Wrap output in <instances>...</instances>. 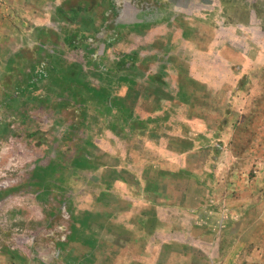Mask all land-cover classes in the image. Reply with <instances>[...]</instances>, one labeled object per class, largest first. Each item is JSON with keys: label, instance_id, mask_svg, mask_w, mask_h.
<instances>
[{"label": "rangeland", "instance_id": "rangeland-1", "mask_svg": "<svg viewBox=\"0 0 264 264\" xmlns=\"http://www.w3.org/2000/svg\"><path fill=\"white\" fill-rule=\"evenodd\" d=\"M0 264H264V0H0Z\"/></svg>", "mask_w": 264, "mask_h": 264}, {"label": "crops", "instance_id": "crops-1", "mask_svg": "<svg viewBox=\"0 0 264 264\" xmlns=\"http://www.w3.org/2000/svg\"><path fill=\"white\" fill-rule=\"evenodd\" d=\"M117 12V11H116ZM161 22H162V20H159V19H156L155 21H153V22H150V23H144V22H139V23H137V22H134V23H128V24H119L117 27H119V28H121V26H122V28H126L127 29V31L129 30L130 31V33H135V34H138V35H141L142 34V32H140V33H136L138 30H141V28L142 27H146V26H148V25H151V24H153L152 26H151V28L150 29H148L147 31H146V35H148L150 32L149 31H151V30H155L156 28H158V26H159V24H161ZM166 24L167 25H170V23L169 22H166ZM162 26H160L159 28H161ZM179 27V26H178ZM180 28V27H179ZM128 31V32H129ZM149 32V33H148ZM144 33V32H143ZM180 33H183V32H181V31H179V34ZM116 38H114V36H113V38H112V42L113 43H115L117 40H115ZM136 73L137 74H139L140 76H142L141 77V79L144 77V75H142L141 74V72L140 73H138L137 71H136ZM133 77V76H132ZM132 79V78H131ZM133 81H134V83H135V81L136 80H134V79H132ZM134 83H133V85H134ZM127 86V85H126ZM160 86V85H159ZM128 87V86H127Z\"/></svg>", "mask_w": 264, "mask_h": 264}, {"label": "trees", "instance_id": "trees-1", "mask_svg": "<svg viewBox=\"0 0 264 264\" xmlns=\"http://www.w3.org/2000/svg\"><path fill=\"white\" fill-rule=\"evenodd\" d=\"M78 68H79V66H77ZM77 74V73H76ZM77 75H79V74H77ZM76 75V76H77ZM121 80V79H120ZM73 81H75V82H78V81H76V80H73ZM121 81H125L127 84H125V85H127V86H129V87H131L132 85H133V83H134V81L131 79V78H128L127 76H125V78L124 79H122ZM79 83V82H78ZM107 90H108V88H107ZM106 90V88H104V89H102V93H106V92H108ZM106 96V95H105Z\"/></svg>", "mask_w": 264, "mask_h": 264}]
</instances>
